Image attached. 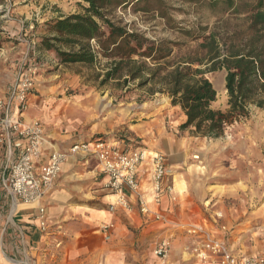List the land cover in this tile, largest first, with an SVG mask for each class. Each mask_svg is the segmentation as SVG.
Wrapping results in <instances>:
<instances>
[{
    "label": "rangeland",
    "instance_id": "374dc122",
    "mask_svg": "<svg viewBox=\"0 0 264 264\" xmlns=\"http://www.w3.org/2000/svg\"><path fill=\"white\" fill-rule=\"evenodd\" d=\"M164 1L181 9L171 13L176 22L187 27L199 21L214 27L219 35L242 32L246 27L245 15L193 9L180 0ZM79 3L87 5L83 0H5L0 5V35L3 39H10L0 49V97L15 82L19 70L31 62L40 65L37 77L42 69L56 77L55 81H36V99L50 98L53 101L49 107L54 110L53 107L57 106L59 114L70 111L79 125L77 136H85L88 140L101 137L120 141L148 152H154L155 146L165 154L169 145L181 141L186 158L193 160L190 164L194 165H190L186 173L194 189L193 196L203 211L202 220L213 222L218 233L225 234L233 246L236 242L240 246L242 238L243 242L257 248L258 243L264 242V108L252 105L249 117L229 126L221 138L194 136L189 130L180 128L178 121L183 112L172 106L167 94L150 96L134 84L121 88L114 81L102 85L98 73H104L105 60L96 66L65 64L60 68L56 53L47 50L42 43V37L49 35L46 22L76 13L80 10ZM156 3V0H150L137 6L118 7L111 16L153 39H179V34L170 29L157 13L142 11L146 4L152 7ZM195 45L194 42L189 44L191 47ZM187 49H177L175 55L181 57ZM226 74L225 69L207 74L217 90L213 107L224 111L228 109ZM73 77H76L75 81H59ZM169 157L172 163L171 168L167 162L172 171L169 182L173 185V176L178 183L182 174L185 177V171L182 165H178L181 155L177 151H172ZM245 157H250L248 163ZM88 169L96 170V161L92 158ZM89 175L96 178L90 182L88 192L102 188L99 172ZM235 229L237 231L233 232Z\"/></svg>",
    "mask_w": 264,
    "mask_h": 264
},
{
    "label": "crops",
    "instance_id": "0c3cea01",
    "mask_svg": "<svg viewBox=\"0 0 264 264\" xmlns=\"http://www.w3.org/2000/svg\"><path fill=\"white\" fill-rule=\"evenodd\" d=\"M59 65L63 68L65 64ZM21 70L15 82L0 98L10 95ZM51 73L55 72L49 74ZM54 78L56 77L48 75L42 69L36 81H55ZM71 80L75 81L76 77L59 81ZM36 87L35 82L28 97V107L23 114L26 120L39 119L44 124V154L36 169L39 173L54 151L67 150L76 142H91L95 139L77 136L79 125L71 117V112L59 114L56 112L57 106L53 107L54 110L49 107L53 101L50 98L36 99ZM168 99L171 101L169 97ZM185 120L183 113L178 124ZM141 128L138 130H142ZM117 143L133 148L120 141ZM169 146L168 153H163L168 157L167 162L171 167L169 154L177 151L181 155L178 165L183 166L186 178L182 174L176 183L177 179L173 176L172 192H165L161 201L156 203L150 168L144 164L139 170V193L124 189L131 208L119 207L110 211V205L115 202L116 196L104 187V174L97 162L96 170L91 171L88 169L89 162L79 156H72L63 164L59 178L40 203H25L11 195L6 181L17 153L9 144L0 145V264H205L193 256V241L187 226L204 223L217 233L218 230L213 222L202 220L203 211L197 198L193 196L194 189L186 173L189 166L194 164H190L193 160L186 158L184 144L177 141ZM153 148L154 152H160L155 146ZM232 149L233 147L231 152ZM245 158L248 163L250 157ZM238 162L240 163V159ZM97 170L102 176L99 182L102 188L88 192L90 182H94L96 178L89 174H96ZM140 201L147 205L150 214L141 210ZM41 208L45 209L43 214ZM157 212L164 219H155L153 214ZM43 221L46 222L45 227L42 226ZM107 224H112L113 227L105 230L103 227ZM235 231L237 230H233ZM220 235L225 237V234ZM165 238H171L172 248L168 258L162 259L154 253V249ZM229 243L239 254L256 255L264 249V242L258 243L256 248L248 245L247 241L243 242L242 238L239 244L242 248L236 245L238 242L235 246Z\"/></svg>",
    "mask_w": 264,
    "mask_h": 264
},
{
    "label": "trees",
    "instance_id": "16d2710c",
    "mask_svg": "<svg viewBox=\"0 0 264 264\" xmlns=\"http://www.w3.org/2000/svg\"><path fill=\"white\" fill-rule=\"evenodd\" d=\"M5 0H0V5ZM80 10L47 21L49 35L42 37L60 64H102V85L114 81L121 88L134 84L148 95L167 94L173 107L186 116L180 125L194 136L218 139L229 126L247 118L252 105L264 108V0H180L191 8L212 13L245 15L242 32L219 35L199 21L187 27L176 22L164 0L143 7L154 12L179 34V39H153L143 31L111 16L118 7L150 0H83ZM155 1V0H153ZM227 19L224 23L227 24ZM10 41L0 35V49ZM191 42L196 45L189 46ZM188 48L175 55V50ZM225 69L228 109L213 107L217 90L208 73Z\"/></svg>",
    "mask_w": 264,
    "mask_h": 264
},
{
    "label": "built area",
    "instance_id": "2783aa9c",
    "mask_svg": "<svg viewBox=\"0 0 264 264\" xmlns=\"http://www.w3.org/2000/svg\"><path fill=\"white\" fill-rule=\"evenodd\" d=\"M39 69L40 65L30 62L22 69L10 95L0 98V145L9 144L17 153L16 159L10 165L6 181L7 190L11 195L25 203H40L59 178L63 164L71 156H79L86 162L92 158L97 162L105 176L104 187L116 196L115 202L110 205V211L119 207L131 208V202L124 189L139 193V170L144 164L150 167L155 202L159 203L165 192H172L173 185L169 184L172 171L165 154L148 152L144 148L126 147L104 138L91 142H76L67 150L54 151L49 155L42 170L37 173V163L44 154V124L39 119L26 120L23 113L28 107V97L35 87ZM140 206L145 214H150L145 203L140 201ZM40 210L42 214L45 212L44 208ZM153 217L157 220L164 219L160 212L154 213ZM42 226H46L45 221ZM111 227L112 224H107L103 228L106 230ZM187 230L193 241V256L202 263L264 264V249L256 255L236 253L226 237L204 223L190 224ZM171 248V238H165L155 247L154 253L166 259Z\"/></svg>",
    "mask_w": 264,
    "mask_h": 264
}]
</instances>
